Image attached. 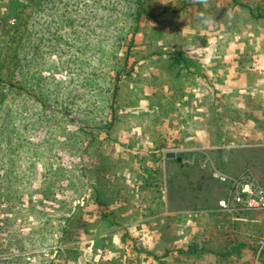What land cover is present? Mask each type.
Segmentation results:
<instances>
[{
	"label": "rangeland",
	"instance_id": "374dc122",
	"mask_svg": "<svg viewBox=\"0 0 264 264\" xmlns=\"http://www.w3.org/2000/svg\"><path fill=\"white\" fill-rule=\"evenodd\" d=\"M202 4L0 0V264H130L135 259L131 244L138 237L119 229L132 220L118 215L136 210L132 202L139 185L147 201L164 195L158 162L180 144L179 138H193L184 116H176L177 128L162 122V94L156 113L146 102L153 89L172 81L178 65L168 56L181 51L180 44L185 47L184 34L196 28L184 25L194 11L203 10ZM214 6H208L214 20L204 19L230 23L234 40L264 36V0H216ZM226 127L220 124L224 137ZM167 134L172 142L164 138ZM155 139L159 155L151 152ZM233 142L217 164L231 174H240L244 164L257 166L255 153L240 148V140ZM186 158V169H175L168 179L171 206L200 211L215 205L226 187L213 181L207 168L198 172L191 165L208 164L212 156ZM261 172L264 182V168ZM200 215H161L156 225L179 221L196 230L214 223L228 243L226 252L247 239L248 250L233 256L252 260L264 237V212L220 214L217 221L211 216L202 221ZM176 238L174 261L183 257L194 264L202 253L196 238L180 249Z\"/></svg>",
	"mask_w": 264,
	"mask_h": 264
},
{
	"label": "crops",
	"instance_id": "0c3cea01",
	"mask_svg": "<svg viewBox=\"0 0 264 264\" xmlns=\"http://www.w3.org/2000/svg\"><path fill=\"white\" fill-rule=\"evenodd\" d=\"M215 4L216 0L214 2L203 0V4L200 6L203 10L194 11L193 18L187 20L184 25L185 29L192 26H195L196 29L187 30V35L184 34V38H182L186 40L185 47L180 44L181 51L171 52L168 56L174 59L170 64L178 65L177 72L170 74L172 81L164 83L162 89H153L151 91L153 97L146 100L147 102L145 101L146 105L156 113L159 107V97L162 94L164 96V104H161L164 107L162 122L165 123V126L173 125L177 128L176 116H184L190 123L188 128L193 133V138L192 136L189 140L179 138L180 144H177L173 151L164 152L165 157L171 154H174L175 157H166L158 162L156 168L162 170L164 176L162 182L164 180L166 186L164 195L158 196L157 199L151 197L147 201L146 190L142 191V187L139 185V194L132 202L137 204L136 210L119 213L118 217L121 220H132L119 227L122 233L138 237V241L131 244L136 257L131 260L130 264H188L183 257L174 261L175 252L171 247L176 242V236H179L178 249L184 248L186 243L191 241L190 238H196V240L194 239L197 245L195 247L199 248V253H202L198 255V258L196 257L194 264H226L220 263L223 259H227L231 264H248L251 261L250 257L244 255L240 258L233 256L241 251H247L246 244L249 241L243 239L239 244H233L234 248L226 252L228 243L221 236V229L214 227V223L198 227L196 230L192 226L181 225L182 223L179 221L171 223L168 227L166 224L156 225L161 215L168 218H174L176 215L182 218L186 216L195 218L201 214L202 221H207L205 217L208 216H211V220L215 217L214 221H217V217L223 214L219 212L218 202L225 198L227 187L212 178L214 173L231 178L239 177L245 173L251 176L264 190V182L261 178L263 175L261 171L264 168V42L262 43L264 36L253 33L248 36L249 38L241 37L234 40V36L230 35V23L226 21L227 24H218L214 21L212 24L209 20L204 19L205 16H211L208 6ZM214 7L217 9L222 6ZM211 17L214 20V15ZM221 26L223 28H220ZM177 82L178 87L175 86ZM176 93L179 94L178 98L173 99ZM142 104L144 103L140 105ZM191 112H194V115ZM203 112L206 114L203 115ZM220 124H225L229 130L226 137L219 131ZM167 130L170 129L167 128ZM164 138L168 142H172L173 139L169 134L164 135ZM204 139H209V143H203ZM236 140L243 142L240 148L253 151L258 162L257 166L252 165V167L244 164L245 169H242L240 174H231L232 172L223 170L216 160L223 153L222 151H229L235 147L233 141ZM189 141H192L193 146L187 147L186 143ZM156 142L155 139L151 152L159 155L161 148L156 146ZM208 154L212 156L208 164L206 161H199L195 164L193 162L191 165H194L198 172L207 168L213 181L226 187L225 195L217 200L215 205L214 202L211 205H206L204 210L198 211V207L195 206L192 207L195 211L186 207L173 208L171 206L174 199L173 193L170 188L169 192L167 191L168 179L172 176L171 174L175 169L179 171L186 169L189 163L186 155L196 157ZM141 208H145V211H142ZM225 215L229 216V214ZM209 222L208 224H210ZM200 224L202 223L200 222ZM188 232L190 234L187 236Z\"/></svg>",
	"mask_w": 264,
	"mask_h": 264
},
{
	"label": "built area",
	"instance_id": "2783aa9c",
	"mask_svg": "<svg viewBox=\"0 0 264 264\" xmlns=\"http://www.w3.org/2000/svg\"><path fill=\"white\" fill-rule=\"evenodd\" d=\"M213 178L227 187L225 198L218 202L219 212L233 216L264 212V190L251 176L214 173ZM250 264H264V238L257 242Z\"/></svg>",
	"mask_w": 264,
	"mask_h": 264
},
{
	"label": "water",
	"instance_id": "95a60500",
	"mask_svg": "<svg viewBox=\"0 0 264 264\" xmlns=\"http://www.w3.org/2000/svg\"><path fill=\"white\" fill-rule=\"evenodd\" d=\"M169 158H174L175 157V155L174 154H171L170 156H168ZM178 161H180L179 160V158H178Z\"/></svg>",
	"mask_w": 264,
	"mask_h": 264
}]
</instances>
